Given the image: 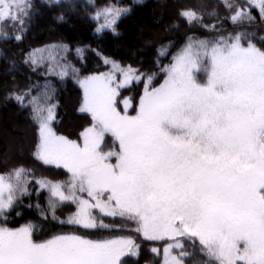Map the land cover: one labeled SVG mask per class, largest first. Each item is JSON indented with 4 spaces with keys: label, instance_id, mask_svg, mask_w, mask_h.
I'll return each mask as SVG.
<instances>
[{
    "label": "snow or ice",
    "instance_id": "snow-or-ice-1",
    "mask_svg": "<svg viewBox=\"0 0 264 264\" xmlns=\"http://www.w3.org/2000/svg\"><path fill=\"white\" fill-rule=\"evenodd\" d=\"M43 3L71 6L70 0ZM87 5L98 34H116L118 21L132 11L116 3L97 8L96 0ZM221 6L228 15L214 10L211 24L193 9L180 11L190 27L211 35L187 36L168 64L158 60V73L103 57L108 71L81 77L66 44L25 54L23 63L34 72L45 68V75L76 79L83 91L79 110L92 124L80 133L82 145L57 134L55 87L47 80L10 93L37 125L34 158L63 168L68 178L36 177L23 165L0 172V264H128L126 257H139L131 235L91 239L78 229L135 232L163 242L161 264H189L197 256L205 259L195 264H264V47L253 42L254 33L218 26L253 23L254 11L264 21V0H221ZM35 7L34 0H0V38L21 42ZM56 19L66 17L61 12ZM169 51L163 45L157 55ZM74 52L85 59L86 49ZM15 70L13 62L8 71ZM133 83L143 85L135 107L121 95ZM106 135L117 150L102 149ZM33 182L37 201L26 207L72 230L37 240L39 224L6 225L9 213L31 197ZM65 207L75 210L60 219L57 212ZM105 217L124 223L106 224ZM150 251L161 257V248Z\"/></svg>",
    "mask_w": 264,
    "mask_h": 264
},
{
    "label": "trees",
    "instance_id": "trees-1",
    "mask_svg": "<svg viewBox=\"0 0 264 264\" xmlns=\"http://www.w3.org/2000/svg\"><path fill=\"white\" fill-rule=\"evenodd\" d=\"M211 1L214 3L213 9L217 10L220 17L228 15L226 10L221 11V8L223 9L221 0H139V2L137 0H96L97 8L116 3L132 9L130 14L118 21L116 34H113L111 30H104L98 34L97 23L90 19L93 9L88 7L87 0H70L71 6L65 4L59 8H49L44 5L43 0H34L36 7L32 18L27 22L22 41L0 38V172L23 165L31 169L36 177L44 176L54 180L68 178V173L62 169L43 165L34 158L33 152L38 140L37 125L31 119V110L21 108L10 96L11 92L26 90L36 83L42 85L47 80L55 87L54 102L57 104V109L53 127L57 134L75 141L80 139V133L90 125V118L79 110L82 93L76 79L71 74L63 79L54 75H45V68L32 71L23 63L26 53L50 45L66 44L73 50L68 54V61L79 69L81 77L105 71L108 66L103 63V57L115 59L125 66L131 65L145 74L158 73V60L161 64H168L172 55L185 43L187 36L205 38L211 35L199 27H190L179 17L180 11L186 8L205 14L201 9L204 11L207 3H209L208 7L211 6ZM238 2L242 3L243 0ZM196 3L200 5L197 7ZM61 12L66 17L63 23L57 22L56 19ZM253 14L257 15L253 23L245 22L234 26L225 20L218 26L229 32L254 33L253 42L259 47H264V39H261L264 37V21L259 20L257 12L254 11ZM205 23H216V20L205 19ZM8 32L10 36L14 35L11 27ZM163 45L170 46L169 54L166 57H158V50ZM76 48L86 49L83 61L76 57L74 52ZM13 62L16 70L9 72L8 69L12 67ZM161 77L162 74L158 75L157 80ZM131 90L132 98H134L140 86L133 87ZM35 92L36 90L33 89V95ZM13 139L18 142L15 149L10 148L9 141ZM111 142V140L106 141L104 144H111ZM114 148L117 150L115 144ZM29 187L33 190L31 197H24L23 204H18L9 213L6 225L18 228L29 221L39 224L40 228L34 233V239L37 240L72 230L69 226H62L50 219L42 220L35 209L27 208V204H35L37 201L34 191L35 183L33 182ZM46 195L47 193L42 191L39 196L41 206L45 205ZM74 210V207H65L58 210L57 215L60 219H65ZM17 211L21 215H17ZM4 224V219L0 217V225ZM128 227L134 226L128 225ZM77 231L91 239L131 235L140 245V253L138 258L126 257L128 264H161L163 242L146 241L135 232L84 229ZM151 247L161 248V257L151 253ZM202 259L205 258L197 256L189 264H195L196 260Z\"/></svg>",
    "mask_w": 264,
    "mask_h": 264
},
{
    "label": "rangeland",
    "instance_id": "rangeland-1",
    "mask_svg": "<svg viewBox=\"0 0 264 264\" xmlns=\"http://www.w3.org/2000/svg\"><path fill=\"white\" fill-rule=\"evenodd\" d=\"M210 4H211V6H209L208 7V5H209V3H207V8L206 9H208V11L206 10V9H204V11H203V9H201V11L203 12V13H205V14H203L204 15V18L205 19H209V20H215V18L214 17H212V16H210L209 15V13H211V12H213L214 11V9H213V7H214V3L211 1L210 2ZM196 5H197V7L200 5V4H197L196 3ZM204 5V4H203ZM215 11H217V10H215ZM221 11H225V9L223 8H221ZM109 70V68H107V69H105V71H103V72H106V71H108ZM162 79H163V76L160 78V79H158L157 81H156V83H159V82H162ZM140 86V90H139V92H138V94H136V97H134V98H132V93H131V89L134 87V88H136L137 86ZM125 91H127L126 93H125ZM142 91H143V85L142 84H137V83H133L132 85H130L129 87H127V88H124V89H121V95H122V97H124V98H129L131 101H132V105H133V107H135V105H137L138 104V102H139V97H140V95L142 94ZM81 93H82V98H83V91H82V89H81ZM126 94H128V96H125ZM134 99V100H133ZM81 102H82V100H81ZM121 110L123 109V104H121ZM129 112L131 113V114H135L134 112H132V109L130 108L129 109ZM82 113H84V112H82ZM84 114H87V116L90 118V125L89 126H91V124H92V119H91V116H90V114H88V113H84ZM112 141L111 142V144L110 143H103L102 145H101V147H102V149L104 150V151H109V150H115V148H114V144L117 146V149H118V144L114 141V139L111 137V135H106V137H105V142L106 141ZM77 143H80L81 145H82V143H83V141H82V139H81V137H80V139H78V140H75ZM21 142H23V143H25L24 141H21ZM9 143H10V148H17V146H18V142H17V140L16 139H13L12 141L10 140L9 141ZM19 156H21V155H19ZM54 167V166H53ZM60 169H62L63 171H65L66 172V170H64L63 168H60ZM104 223H106V224H113V223H116V224H121V223H124V222H122V221H120V220H115V221H113V219L112 218H108V217H105L104 218Z\"/></svg>",
    "mask_w": 264,
    "mask_h": 264
}]
</instances>
